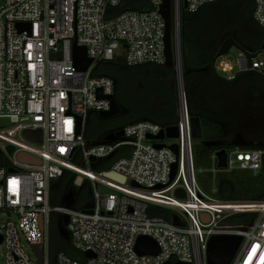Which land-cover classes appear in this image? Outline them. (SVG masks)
Wrapping results in <instances>:
<instances>
[{
	"label": "built area",
	"instance_id": "built-area-1",
	"mask_svg": "<svg viewBox=\"0 0 264 264\" xmlns=\"http://www.w3.org/2000/svg\"><path fill=\"white\" fill-rule=\"evenodd\" d=\"M134 1L126 8L123 0H2L0 4V119L13 125L0 129V149L9 161L0 168L4 264H38L35 246L43 248V264H208V243L217 235L243 239L231 264H264V200H220L198 184L183 84L178 83L179 138L149 139L166 128L150 121L118 129L114 135L123 131L121 138L90 142L85 136L90 114L110 111L108 97L115 96L112 78L93 76L98 63L123 57L128 67L165 66L166 21L161 12L165 0H144L148 10L135 8ZM216 1L171 0L173 28L179 25L182 9L194 14ZM253 1V19L264 29V0ZM20 24L30 28L21 30ZM175 43L180 49L179 39ZM75 46L84 48L92 60L85 72L75 66ZM259 51L250 65L243 53L236 61L220 57L217 71L228 80L245 73L264 77V45ZM176 63L175 69L181 70L180 58ZM26 131H40L41 141L27 138ZM167 140L173 143L168 145ZM157 144L164 146L156 148ZM172 145L179 147L178 155ZM121 148L129 149L128 155L114 159ZM225 150L227 167H218L215 153L211 174L261 171L264 150ZM20 154L39 162H22ZM107 162L110 167L100 170ZM174 165L177 172L171 181ZM67 173L75 182L81 177L89 184L92 203L87 208L51 205L52 184ZM107 173L125 182L110 179ZM179 189L185 198L176 195ZM151 206L170 210L173 220L149 215ZM55 213L68 216V238L82 260L64 251L52 253L50 227ZM244 213L256 216L247 224H228ZM140 237L155 240L159 254L140 255L136 250Z\"/></svg>",
	"mask_w": 264,
	"mask_h": 264
},
{
	"label": "trees",
	"instance_id": "trees-1",
	"mask_svg": "<svg viewBox=\"0 0 264 264\" xmlns=\"http://www.w3.org/2000/svg\"><path fill=\"white\" fill-rule=\"evenodd\" d=\"M229 2L237 5V16H246L254 27L252 36L249 37L250 34L247 36L254 47L238 43L251 52L259 51L264 45V29L253 19L254 1ZM239 5H243L241 9L238 8ZM133 6L142 10L149 9L144 0H135ZM212 6H215V2L203 6L194 14L182 9L180 15L183 86L189 114L191 117L200 118L203 134L200 141L203 144L197 143L193 148L197 181L204 192L220 200L262 201L264 160L263 167L257 174L244 170L222 171L216 175L209 172L213 165L212 157L219 150L237 147L243 150H264V96L260 93V89H264V77L256 73H245L238 75L234 80H228L217 71L213 59L223 42L217 44L215 51L212 52L199 40L212 42L217 39L216 29L212 30L205 26V13L208 14ZM230 17L232 20L234 16ZM93 76H106L114 80V95L122 113L106 119L97 113L90 114L85 131V136L90 142L109 140L118 129L137 122L150 121L163 127L178 124L179 95L175 69L153 64L128 67L124 58L120 57L114 61L98 63ZM147 79H152L155 83L152 93L146 97L142 96L141 89L145 88L144 82H147ZM256 80L261 82L260 87L255 85ZM91 123L95 130H90ZM229 138L230 140L241 138L246 144H224ZM128 153L129 149L121 148L114 159L127 156ZM8 162L7 156L0 149V168L8 166ZM110 165L111 162H107L100 170L107 169ZM149 215L163 217L168 221H172L174 216L170 210L156 206L149 208ZM255 216L250 213L240 214L232 217L228 224H247ZM60 224L62 239L55 240L51 222L52 253L64 251L71 258L82 260L83 256L73 249L62 220Z\"/></svg>",
	"mask_w": 264,
	"mask_h": 264
},
{
	"label": "water",
	"instance_id": "water-1",
	"mask_svg": "<svg viewBox=\"0 0 264 264\" xmlns=\"http://www.w3.org/2000/svg\"><path fill=\"white\" fill-rule=\"evenodd\" d=\"M186 6V4L184 3ZM165 21H166V63L165 67L168 69H175V64H177V60L180 58L181 60V70H176L177 75V84H183V76H182V57L181 54L179 55L180 49L178 48L177 43H175V40L179 39V25L174 22V28H173V21H172V12H171V0H165L164 5L161 10ZM19 29L23 30L25 28H30L29 24H20L18 25ZM174 35V36H173ZM174 37V38H173ZM176 45V46H174ZM232 48H236L241 53H243L246 56L247 62L250 65L253 58H256L258 54L261 51H257L255 53L250 52L240 46V44L233 38L228 37L224 40L222 45L220 46L216 56L213 59V63H216L217 59L220 57H223L229 53V51ZM74 62L75 66L80 71H87V69L91 66L92 60L87 57L86 50L84 48L76 47L74 48ZM109 100H111L112 108L108 112H101L99 115L102 118H112L120 115L122 113V109L120 105L118 104L115 96L108 97ZM81 120L79 119L78 125L80 126ZM191 129H192V138L194 140H200L203 137L202 134V127H201V120L199 117H191ZM123 131H119L109 140L115 139L116 137L121 138L123 136ZM25 136L33 141H41L42 134L40 131L36 132H30L26 131ZM179 127L178 125L168 126L165 128V130H162L161 133L156 136L152 137L149 136V139L154 140H164L165 138L168 139H177L179 138ZM164 145L157 144L156 148H162ZM171 149L174 151L176 155L179 154V147L177 145H172ZM219 164L218 167L225 169L227 167V153L225 149L220 150L216 153ZM19 160L22 162H39L37 159L28 156L26 154H20ZM91 161H95V158H92ZM10 172H14L10 170ZM177 172V165H174V170L172 174L171 181L174 180ZM107 176L110 179H113L115 181H119L124 183L125 179L123 177H120L117 174L114 173H107ZM82 184V178L78 177L76 181V185ZM159 189L161 187H158ZM176 195L179 198H185V192L182 189H179L176 193ZM203 218L207 220V215H203ZM63 225L66 226L68 224V216L64 215L62 217ZM243 239L240 236H234V235H217L213 236L209 243H208V264H231L232 260L234 259ZM1 242V239H0ZM136 250L140 255H157L160 252L159 246L156 243L155 240L149 237H140ZM34 251L37 254L39 258L38 264H43V248L42 246H35ZM88 257H92V254H88ZM172 264V263H168ZM176 264H185L182 262L176 263Z\"/></svg>",
	"mask_w": 264,
	"mask_h": 264
},
{
	"label": "rangeland",
	"instance_id": "rangeland-1",
	"mask_svg": "<svg viewBox=\"0 0 264 264\" xmlns=\"http://www.w3.org/2000/svg\"><path fill=\"white\" fill-rule=\"evenodd\" d=\"M230 0H219L217 2H215V6H212V8L208 11V14L205 13V22L207 27H209L210 29H216L217 31V39H215L212 42L209 41H203L201 39L200 43L203 45H206L212 52L215 51V48L217 46V44H219L220 42H224L223 40H225V37H227L228 35H230L229 37H233L237 42H241L242 46H248V47H254L253 45H251V43L249 42L250 39H247L248 34H250L249 37L252 36L253 32L252 29H254L251 21L246 17V16H242L239 15L237 16V5H232L229 2ZM2 0H0V4H1ZM123 7H128V4L130 3V0H123ZM220 3V4H218ZM241 6L243 5H239L238 8H242ZM230 16H234L232 18V20L230 19ZM180 21V20H179ZM245 34V35H242ZM247 34V35H246ZM174 36V35H173ZM246 37V39H245ZM174 38V37H173ZM198 39V38H197ZM208 40V38H207ZM214 43V44H213ZM244 44V45H243ZM240 45V46H241ZM175 46V45H174ZM179 46H180V50H181V42H180V22H179ZM241 46V47H242ZM243 48V47H242ZM241 53V51H239L236 48H232L229 53L227 55H225L223 58H227L231 61H236L239 57V54ZM147 82H144V89H141L142 92V96H148L150 95V93H152L153 91V84L155 83L154 80L152 79H147ZM261 82L256 80L255 81V85H258V87H260ZM178 115H179V119H180V102L178 100ZM13 125L11 124V122L8 119H0V129H10ZM90 130L94 129L95 130V126H93V124L91 123L89 125ZM231 136V135H230ZM231 138V137H230ZM229 140L224 142V144H246V142H244V140L242 141L241 138L238 140ZM200 140H194V146L197 143H201L203 144V142H200ZM244 142V143H243ZM173 141H166V144H172ZM227 188H225L226 190ZM65 190H66V197L64 199V203L63 204H69L66 199L70 197V195H74L75 199L78 198L80 196L81 200L80 204H82V200L91 198L92 199V193H91V189L88 185V183H86V181H83L81 185H76V182L74 181V179L68 181H65ZM215 192V191H214ZM62 220V216L58 213H55L52 215L51 217V222H52V235L53 238L55 240H60L61 238V232H60V228H61V222ZM60 227V228H59ZM65 227V226H64ZM3 251V248L0 247V264H4L3 258L1 256V253Z\"/></svg>",
	"mask_w": 264,
	"mask_h": 264
},
{
	"label": "crops",
	"instance_id": "crops-1",
	"mask_svg": "<svg viewBox=\"0 0 264 264\" xmlns=\"http://www.w3.org/2000/svg\"><path fill=\"white\" fill-rule=\"evenodd\" d=\"M222 75H224V74H222ZM72 179H74V176L70 173H67L62 179H60V180H58L52 184V187H51V205L52 206H68V207H71L74 209H84V208H87L88 206L91 205V203H92L91 198L82 200V204L79 205L81 203L80 202L81 200H79L80 196L75 199L73 194L70 195V197L66 199V201L69 200V201H67L69 204H63L64 199L67 195L66 190H65V181L66 180L70 181Z\"/></svg>",
	"mask_w": 264,
	"mask_h": 264
},
{
	"label": "flooded vegetation",
	"instance_id": "flooded-vegetation-1",
	"mask_svg": "<svg viewBox=\"0 0 264 264\" xmlns=\"http://www.w3.org/2000/svg\"><path fill=\"white\" fill-rule=\"evenodd\" d=\"M260 93L264 96V89H260Z\"/></svg>",
	"mask_w": 264,
	"mask_h": 264
}]
</instances>
